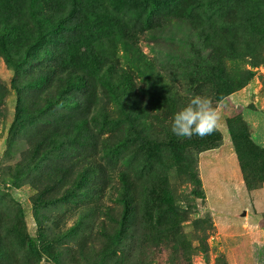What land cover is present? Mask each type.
I'll return each instance as SVG.
<instances>
[{
    "label": "rangeland",
    "instance_id": "rangeland-1",
    "mask_svg": "<svg viewBox=\"0 0 264 264\" xmlns=\"http://www.w3.org/2000/svg\"><path fill=\"white\" fill-rule=\"evenodd\" d=\"M124 4L155 26L113 39L105 8L91 65L52 41L21 44L19 68L0 49V264H264V0ZM193 95L223 119L181 138Z\"/></svg>",
    "mask_w": 264,
    "mask_h": 264
},
{
    "label": "trees",
    "instance_id": "trees-1",
    "mask_svg": "<svg viewBox=\"0 0 264 264\" xmlns=\"http://www.w3.org/2000/svg\"><path fill=\"white\" fill-rule=\"evenodd\" d=\"M129 1L142 9L144 4L154 3L155 0H13L7 6L0 5V49L3 51L7 62L19 68L21 62H19L18 57L22 55L20 58H23L25 54L20 49L23 44L27 45V43L33 41V45L26 46L30 53L34 47L52 41L56 42L55 46H59L57 54L74 52L76 58L87 56L88 60L85 63L91 65L88 53L92 52L94 48L86 49L87 45H84L82 40L86 33L94 31L100 33V29L94 28V25L91 27V20L97 18L99 14H103L105 8L112 14L114 22H116V24H111L113 27L108 26L110 37L113 39H126L125 33L128 35L140 31L143 33L152 30L155 26L150 22L152 20H146L142 24L139 22L137 24L132 19L126 22L123 16L125 13L124 3ZM97 23L95 22V24ZM17 34H22L18 49L16 48L19 43L15 41ZM56 38L60 39L56 40ZM75 66L76 64L73 66L71 62H68L69 71H73ZM67 80V84L76 85L78 78L74 74L70 75ZM90 81L87 78V83ZM15 87L20 90V86L16 81ZM109 88H112L111 91L116 98L115 103L121 108L124 106L127 108L126 102L118 100L121 90L110 83ZM20 104L22 105V101H20ZM22 113L21 107L17 111L15 128L16 125L20 124Z\"/></svg>",
    "mask_w": 264,
    "mask_h": 264
},
{
    "label": "clouds",
    "instance_id": "clouds-1",
    "mask_svg": "<svg viewBox=\"0 0 264 264\" xmlns=\"http://www.w3.org/2000/svg\"><path fill=\"white\" fill-rule=\"evenodd\" d=\"M223 119L220 102L207 95H193L172 117L171 131L178 137L204 138L220 128Z\"/></svg>",
    "mask_w": 264,
    "mask_h": 264
}]
</instances>
